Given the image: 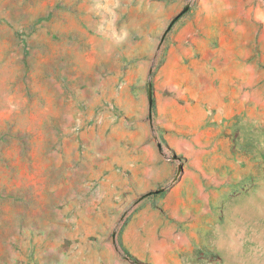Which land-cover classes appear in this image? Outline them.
<instances>
[{
	"label": "rangeland",
	"instance_id": "1",
	"mask_svg": "<svg viewBox=\"0 0 264 264\" xmlns=\"http://www.w3.org/2000/svg\"><path fill=\"white\" fill-rule=\"evenodd\" d=\"M176 187L264 264V0H0V264H158Z\"/></svg>",
	"mask_w": 264,
	"mask_h": 264
},
{
	"label": "crops",
	"instance_id": "2",
	"mask_svg": "<svg viewBox=\"0 0 264 264\" xmlns=\"http://www.w3.org/2000/svg\"><path fill=\"white\" fill-rule=\"evenodd\" d=\"M160 179L158 177V182ZM197 186L201 190L203 189L199 182ZM208 203L209 201H206L205 196L195 198L183 195L181 187L174 188L165 198L158 199V206L162 209V211L158 209V264H170L176 260L179 236H187L180 229V221L193 222V224L189 225V228L194 230V234L200 228L204 229V224L202 223L209 222L211 216ZM200 223L202 224L201 226L198 225ZM184 228L187 229L188 226L185 225ZM159 239H162V242ZM172 239L177 241L175 245L171 243ZM141 259L149 260L146 257H141Z\"/></svg>",
	"mask_w": 264,
	"mask_h": 264
}]
</instances>
